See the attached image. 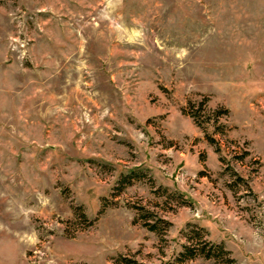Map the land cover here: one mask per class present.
<instances>
[{"label":"rangeland","instance_id":"374dc122","mask_svg":"<svg viewBox=\"0 0 264 264\" xmlns=\"http://www.w3.org/2000/svg\"><path fill=\"white\" fill-rule=\"evenodd\" d=\"M193 227L264 264V0H0V264H163Z\"/></svg>","mask_w":264,"mask_h":264},{"label":"trees","instance_id":"16d2710c","mask_svg":"<svg viewBox=\"0 0 264 264\" xmlns=\"http://www.w3.org/2000/svg\"><path fill=\"white\" fill-rule=\"evenodd\" d=\"M190 104V111H188V109H184L183 113L191 117L195 121L197 126L202 128L199 121L201 117L200 112H206L207 101H202L199 104V108L197 110H194V104ZM227 113L228 111L225 110L211 111L210 115L208 116L207 122H217L222 116H225ZM207 139L209 143H211L212 145H216L215 139H213L212 137H207ZM220 151L221 149L219 147H216V152L220 153ZM134 178L137 177H134L133 175L122 177L119 184L120 190H123L125 187L132 185L135 180ZM76 212L77 216L82 218L83 221H88L81 208L77 209ZM138 212L140 214L139 220L143 222L145 228H147L151 232L156 233L160 237L164 236L170 226V223L156 218L155 215L149 213V211H146L143 207H139ZM205 233L206 232L203 229L193 227L191 231L186 234L188 244L183 247V251L180 253V255L174 261L166 262L163 264H189L191 261H194L198 258L215 260L221 264H233L234 260L230 258V252L227 251L223 245H217L208 241L206 239ZM120 262H122V264H139L136 261H132L126 258L120 259Z\"/></svg>","mask_w":264,"mask_h":264}]
</instances>
